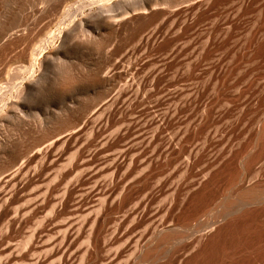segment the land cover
I'll return each instance as SVG.
<instances>
[{
    "label": "bare ground",
    "instance_id": "1",
    "mask_svg": "<svg viewBox=\"0 0 264 264\" xmlns=\"http://www.w3.org/2000/svg\"><path fill=\"white\" fill-rule=\"evenodd\" d=\"M76 1L70 0L69 2L68 0L66 3V0H58L52 6L56 11H59L58 16H49L48 13V16L46 14L44 16L46 7H48L46 5L44 9H41L43 7L40 8L36 16H11L16 24L13 22L14 26H10L9 29V24L2 28L6 24L4 25L2 21L0 23L2 26H0L2 28H0V66H3V68L2 66L0 68V211L3 210L4 213L8 212V214L12 212L9 208L11 206L13 208L15 203L12 205V199L18 194L25 196L26 199L28 198L27 204L25 206L21 205L23 208L20 207V210L15 208L13 212L15 214L9 217L12 219L8 220V223L11 221L13 223L18 219L19 213H22L21 218H19L21 221L24 216L33 215V213L40 212V210L44 211L45 204H48L47 201H49L52 193L54 194V191L57 190L54 189L53 184V187H51L50 182L53 180V183L56 184L55 180L59 182L58 177L63 182L66 178L65 184L59 178L60 183L65 186H63L65 188L63 193L59 191L63 187L59 186L60 183L58 185L60 189L57 192H60L62 196L65 193L66 195L67 193L70 194L72 188L76 187L82 179V176L78 174L77 178L74 177L76 178L75 182L73 181L72 176H76L75 173L78 170L82 172H88L89 170L90 172L87 175H89L90 178L88 179L90 180H94L102 174L106 177L102 182L96 179L91 180L92 182L89 180V183L92 184L90 187L89 184L84 187L80 185L81 189L82 187H88V190L84 193H81V189V192L77 191L81 193L79 194L81 197L76 198L79 199V201L76 200L77 204L73 203L75 204V207L72 205L74 211L72 212L73 209H71L72 213L69 211L70 215L69 213H67L68 216L65 214L66 218L63 217L64 215L62 216L64 222L62 220L59 224L55 220L56 224H54L52 222L53 218L46 219V221L41 219L45 221L41 222L46 224L42 223V225L40 223L42 226L38 224V227L33 228L32 233L29 236L27 235V238L24 237L26 238L24 241H27L25 246L28 245V253L30 251L34 253L35 251V254L33 256L30 252L27 255L26 248H23L26 254H23L22 257L31 255L30 257L33 256L32 259H34L35 255L38 254L37 250H44V257H42L43 252L42 254L39 252L41 258H38L37 255V260H34V262L31 261L32 259L29 260L30 257H26L28 259L27 263L31 261V264H33L32 262L34 264H47V260L54 257L57 261L53 258L51 264H54V261L57 264H75L76 258H78L76 257L78 255L76 244L79 239L78 236L81 234L79 231L91 223V225H88L87 246L84 248L85 251H82V253H85L81 254V259L84 254H86V257L89 254L88 256L92 257V260L93 258L94 260L99 258L100 261L105 257L104 259L107 258L108 260H106L107 264H118L123 261L120 258L122 256L124 258V255L133 249L132 255L134 252H138L134 257L135 259L133 262H127L126 260L123 264H157V258L161 260L158 264H191L203 254L204 250H207L206 248L210 242L225 241L227 237L233 236L238 228L241 230L248 226V228H252L251 231L253 232L260 231L259 236L261 237L255 243L247 244L248 251L245 248L247 253L251 249L259 251L256 252L255 261L247 263L264 264V84L258 87V84L254 85L255 80L251 79L248 87L242 92L236 91L235 94H224L227 81L233 72V68H231V65L229 66L230 62H225L223 53L218 56L216 54L212 55V52L206 49L207 44L202 48L201 53L195 55L186 42L179 43L182 38L180 34L172 39L166 54L168 56L166 69L168 68L167 72L169 73V80H167L169 84L167 85L169 86L163 91L164 93H161L160 84L155 80L156 75L153 76L149 73L150 70L148 72L147 69V72H143L148 59L144 57V53L152 46L151 43L156 38L155 31H146L147 28L143 25L136 29V34L139 36L138 46L126 50V53L124 56L122 55V59L112 71H108L102 77L98 71L90 75L93 86L102 89L103 94L110 93L114 88L117 90L116 94H113L114 96L95 111L93 117H91L92 119L85 121L78 128L73 127L71 119L65 117L66 119L62 125L64 127H70L71 125L72 127L65 129L64 132L62 131L63 133H57L56 128L52 127L50 132L53 130L52 133H56L50 135L46 132L47 135L51 136L47 137L46 135L48 143L46 144L47 141L45 144L43 143L36 151L34 150L33 156L31 154L24 163L9 172L12 163H15V159H18L17 156L19 158L21 155L23 156L28 146L23 145L25 141L22 143V138L20 140L19 137H13L12 133V135H9L6 132L9 131L10 124L15 125L12 124V121L19 122V125L22 124L25 128L30 125L25 118V115L30 113V109H32L29 106L30 104H27V99L29 100V94L33 95L45 86L47 82L46 71L48 70L45 71L46 67L55 58L62 60L61 56L73 50L74 40L77 39V34H81L80 32L85 33L90 29H94L99 35L97 38L101 39L106 26L110 25L111 35H109L111 40L115 39L114 41H116L122 35V30L124 31V27L128 22L138 21L142 17L138 16L140 13L151 15L154 8L152 3L157 0ZM87 1H90V4L92 2L100 3L96 9H92L89 15H82L81 19L74 16L70 22L66 23L67 19L73 16L72 12L85 5ZM79 5L81 6L79 7ZM241 5L248 6V57L251 64V68L249 66L248 68L251 74L254 75L255 71L264 72V0H241ZM20 7L19 9H21ZM114 8L120 10V13L125 16L121 15L118 19H115L114 16L104 15L108 11L112 12ZM147 17L149 18V24V21L155 16ZM5 22H7L6 19ZM8 22L12 25L11 21ZM36 23L40 26H35ZM96 43V47L100 48L102 46L100 40H97ZM19 46L21 52L13 54L14 56L11 58L7 57L10 52L16 51L15 49ZM58 60L56 59V61ZM204 61L209 62L204 71L209 80L215 79L214 87L216 93L218 92L217 97L206 94L208 81H204L201 85H193L190 88L185 83L183 84L188 73H195L197 67ZM16 62L19 63L18 66L15 65ZM124 62H127L126 65H124ZM13 65L16 67H12ZM67 65L69 66L68 63ZM150 67L152 66L150 65ZM160 67L159 69H161ZM141 72L144 74L140 75ZM158 72L160 71L158 70ZM158 72L156 71L153 74H158ZM76 74L71 69L67 70L66 68L63 77H60L59 90L64 91L78 83L76 82L78 81ZM79 82L82 83V81ZM148 83L151 86L149 90L154 93L149 118L144 121H135L137 126L134 127L131 137L132 129L130 130L127 127L128 125L121 130L122 140L116 152L110 153L111 151L108 152L109 148L106 150L101 149L102 147L98 148V146L97 148L95 146L96 149L93 150L92 148L90 150L89 144L82 143L83 139L81 138L89 129L97 135L103 134L106 131L107 120L115 114L119 106H122L130 95L140 98L138 96L140 90ZM87 107L84 108L87 109ZM84 108L79 117L77 115L76 122H80L86 111ZM68 110V112H71L69 114L73 115V109L69 108ZM103 140L101 142L106 146L109 140L106 138ZM65 146L75 149L74 158L72 157L70 160L73 162H71L72 166L68 165L73 167L71 169H68V166L65 169V165H67L63 161V152H66L64 150ZM100 154L102 158L98 159L97 157ZM35 159L37 160L35 164L38 163L37 167L32 164ZM70 161L68 162L70 163ZM62 167L69 172L64 174ZM51 170L55 171L54 176H57L56 179L50 174ZM175 173L179 174H176V176ZM47 174L54 179L51 180L50 177L48 180ZM68 176L72 178L69 177L71 178L69 179ZM45 180L50 186L47 191V187H44L47 183ZM41 185L46 188V192H41ZM55 186L57 187V185ZM57 192L55 195H60ZM168 196L169 201L167 203L157 204L153 207L157 199L168 198ZM54 201L57 203L52 204L53 210L60 213V208H63L60 206L66 200L60 196L59 199H54ZM116 213H122V219L112 229L109 226L113 222V216ZM2 214L1 218L5 215L2 216ZM74 214L85 219L80 218L82 221L79 220L76 223L72 217ZM179 215L186 216V218H181L184 221L176 217ZM201 216H206L208 219L201 220ZM192 220L194 223L191 224ZM8 223L7 228L11 224ZM22 223L24 222L20 224ZM178 225L186 230H179ZM109 228L112 230H109ZM188 229L192 233H188ZM0 230H2V227ZM82 230L81 232H83ZM4 232H0V248L9 241L6 242L9 237ZM53 233H56V235H52ZM237 233H239V230ZM113 239L122 242L113 251L114 253L109 250V243H114ZM232 239L229 240V247H233L234 251L231 250L233 254L229 253L227 256L224 254L226 257L222 256L221 264H230L229 260L231 261L232 256L243 251V245L241 248L236 246L238 238L236 242H233L236 243L235 245L232 244ZM10 244L12 242L7 243V246H10ZM13 245L15 244H12L11 247ZM5 247L2 249L5 250ZM11 247H7L8 250ZM16 247L11 248L18 250L14 254H12L14 251H11V249L9 250L10 253L5 251L9 255L2 250L0 252L2 251L5 254V256L3 255L5 259L6 256L10 258V255L14 256L17 252L18 255L20 254L18 246ZM106 250H109V253L112 254L110 253L111 255L108 254L106 257ZM162 250L163 253L160 252ZM158 254H160L159 257ZM18 255L12 257V259H15L16 262L14 261V263L16 264L20 262L18 261L20 258L16 259ZM83 259L82 262L88 260L84 257ZM119 259L120 261H118ZM0 261L1 264L3 259H0ZM10 261L13 262V260ZM10 261L6 263L9 264ZM90 261L91 258L84 264H90ZM102 261L104 262V260Z\"/></svg>",
    "mask_w": 264,
    "mask_h": 264
},
{
    "label": "rangeland",
    "instance_id": "2",
    "mask_svg": "<svg viewBox=\"0 0 264 264\" xmlns=\"http://www.w3.org/2000/svg\"><path fill=\"white\" fill-rule=\"evenodd\" d=\"M6 1H8V2H6ZM57 1L58 0H54V2H53V0H50V1L49 0H39V1L38 0H3V1L0 0V23L3 22L4 25L6 24L3 27L1 26V24H0V26L2 28H5L9 24L8 25V29H9V28H11L10 26H14L13 22L14 23L16 22L13 18H12L13 20L11 19V16H13V15L14 16H19V15L20 16H36V13H38L40 11V8L43 7L41 9H44V7H46V5L48 7H46V11L44 13V16H45V14H46V16H48V14H49V16H56L57 14L59 15V11H56L55 8L52 7ZM67 1L68 0H66V3H67ZM77 1H80V0H77ZM96 1H99V0H96ZM199 1L202 4H200ZM48 2H50L52 5ZM69 2H70V0H69ZM88 2L90 4V1H87L85 5H83V6L79 5V7L81 6L80 8L77 9L79 11H77L75 9L76 12H75V10L72 12L73 16H71V18H68L66 23L70 22L71 19L74 18V16H75V18L79 19L80 17H82V15H84V16H87L86 14L89 15L91 13L92 9L93 10L96 9L98 7V4L100 3V2L99 3H96V2L93 3L91 1L92 3L89 5ZM191 2H194V3H191ZM203 2H205V3H203ZM28 5H29V7H28ZM152 5L154 6V8L152 10L153 13L151 15L140 13L138 16H142V17L138 21L128 22L127 25L124 27V31L122 30V35L119 36L116 39V41H114L115 39L111 40L110 25L106 26V29L103 31L104 35L102 36V38L100 37L101 39L97 38V36H99V35L97 34V32L94 29H90V30H88L89 32L87 31L85 33L80 32L82 35L77 34L78 36L76 37L77 39L74 40L75 44L72 48L73 50H71L70 53H67L66 55H64L65 57L61 56V59L63 61L58 60L59 58H55L48 65V67L52 65L51 67H49V68L46 67V69L44 68L45 71L48 69L46 71L47 74L45 73L47 75L46 76L47 82L45 83V86L42 88V90H39L38 92L36 91L35 93H33V95L29 94L30 95L29 100L31 98L30 101L27 99V101H28L27 104L29 103L30 105L29 104L28 105L32 109H30V111H31L30 113L25 115V118H26L27 122L30 123L31 126L28 125L25 128L22 126V124L20 126L19 122L12 121L13 122L12 124H15V125L10 124L8 127L9 131L7 130V132H6V134L8 133L9 135L13 134V137H16V138L19 137L20 140L22 138V143L25 141L23 143V145L26 147L28 146L26 148L28 151L26 150V153H24L23 156L21 155L20 158H19V156H17L18 159H15V161H14L15 163H12V165L9 169V172L12 170H15V168L17 166L24 163L26 161L27 157H29L31 154H32L31 156H33L34 152L38 149V147H41L43 145V143L45 144V142L47 141L46 142V144H47L48 143L47 137L49 136L47 134L52 135V134H55L56 132L57 133H63L65 131V129L67 130L68 128H70L72 126L73 127L75 126L77 128H78V126L80 127L82 125V123L90 120V118L93 117V114L95 113V111L98 110L99 107L104 102H106L109 98H111L112 96H114L116 94V92H117L116 88L111 90L110 93L109 92L106 93L107 95L105 93L103 94L102 89H101L102 90L101 91L100 88L99 89L97 88V86H93L92 77H90V75H91V73L98 71L100 76L102 77V76H105V74H107L108 71L109 72L112 71L113 68H115L117 66V64L119 63V61L122 59V55L124 56V54L126 53V50H131L132 48L138 46V44H139L138 37L139 36H137V34H136L137 33L136 29L142 27L143 25L146 26L147 29L144 28L146 31L154 30L156 33V38H155L154 42L151 43L152 46H150L146 50V52L144 53V57L146 59L147 58L148 59L147 60L145 59L147 66L143 72L145 73V71L147 69L148 72L150 70L149 73H151L153 76L156 75L155 80H157L156 82L158 84H160V89L162 91V92L160 91L161 93H164L163 91H165L166 88H168V86H169V85H167V84H169V82L167 81V80H169V73L167 72L168 68L166 69V67H167L166 64H167V59H168V56L166 54L168 52L169 45H170L172 39H174L179 34L182 35V38L179 41V43L183 44L186 42L187 46L193 50L195 55L201 53L200 51L205 46V44H207L206 49L210 50L212 52V55L216 54V56H218L221 53H223V55H224L223 58H224L225 62L226 63L230 62L229 66L231 65V68H233V72L227 81V84H226L225 90H224V94H235L236 91L242 92L243 90H245L248 87V83L251 79L255 80L254 85L258 84V87H261L264 84V72L255 71V74L252 75L250 72V69L248 68V66L251 68L250 59L248 57V55H249L248 54V6H246V7L242 6L241 0H220V1L219 0H211L209 2H208V0H205V1H203V0H157L156 2L152 3ZM19 6H21L20 7L21 9H19ZM51 9H53V10H51ZM1 10H3V11H1ZM18 11H20V12H18ZM117 11L118 10H116L114 8L112 10V12L108 11L104 15L105 16H111V17L114 16L115 19H118L122 14L120 13V10L118 12ZM55 12H58V13H55ZM34 13H35V15H34ZM122 16H125V15H122ZM147 16H155L153 19H151L152 21L151 20L149 21V24H148L149 18ZM5 19L7 20V22H5ZM8 21H11L12 25ZM36 25H39V24L36 23L35 26ZM145 30H143V31H145ZM4 31H6V30L4 29ZM208 36H209V38H208ZM97 40H100L102 43L101 44L102 46L100 48H98V46L96 47ZM15 50L16 51H14V52L13 51L10 52L9 56L7 55V57L11 58L12 56H14L16 53H18L21 50V47L19 46ZM56 59L58 61H56ZM163 61L164 62L166 61V62L164 63ZM67 63L69 64V66L67 65ZM126 63L127 62H124V65H126ZM148 63H149V65H148ZM208 63H209L208 61H204V62L200 63V65L196 69L197 74H196V72L195 73H188L187 77H185V79H184L185 82H183V81H181V82H183V84L185 83V85L190 88V87H193V85H201L204 81H208V87H207L206 94L217 97L218 92L216 93V89L214 87L215 79L212 78L209 80L206 72L204 71V68ZM15 65L18 66L19 63L17 64V62H16ZM15 65H13L12 67H14ZM150 65L152 67H150ZM1 66H0V68H1ZM62 66H64V67H62ZM159 67L161 69H159ZM2 68H3V66H2ZM66 68H67V70L71 69L72 72H74V74L77 73L76 76L78 78L77 79L78 81H76V82H78V83H75L73 86L69 87L68 89H66L64 91H60L58 84L60 83V79H61L60 77H63V72H66ZM164 69L166 70V72ZM158 70L160 72H158ZM161 70H163V71H161ZM156 71L158 72V74H156V73L153 74ZM143 72H141L140 75L144 74ZM79 78H80V80H79ZM79 81H82V83ZM89 81H90V83H88ZM47 85H49V86H47ZM178 86H181V85H178ZM149 87H151V86L148 83V85L146 84L145 87H142V89L139 92L138 96H140V98L142 99L141 100L142 102L140 101V98H138V97L135 98V96L130 95L129 98L126 100V102L124 104H122L123 108H122V106H119V108L116 110L115 114H113V116H111L107 120L106 131L103 132L104 135L102 133H100V134H98L99 135L98 136L96 133H93L91 131V129H89L81 138V139H83L82 143H87V145L89 144L88 147L90 150H92V148L94 150L95 146H96V148L98 146V148L102 147L101 149H106V150H108V148H109L108 152L111 151L110 153H112V152L114 153V151L116 152V150L119 148V145L121 144V140H122L121 130H123L128 125L127 127H129L130 130L132 129L131 135H130V137H131L133 134L134 127L137 126L136 122L137 121H144L145 119L149 118V112H151L150 110H151V106H152L151 104H152V101L154 99L153 98L154 93H153V91L151 92L149 90L150 89ZM143 88H146V89H143ZM98 92H99V94L101 92V94L99 95ZM110 94H112V95L110 96ZM27 97H28V95H27ZM100 97L103 101L100 99ZM84 107H87V109ZM69 108L73 109L72 110L73 115L69 114V113H71V112H68ZM83 108L86 109V111L84 112L80 122L79 121L76 122L77 115L79 117V115L83 111L82 110ZM120 108H122V109L119 111ZM66 113H67V115H66ZM69 115H70V117H69ZM72 116H74V117H72ZM65 117L71 119V121H72L71 125L72 126L70 125V127L69 126L64 127V125H62L63 121L66 119ZM74 119H75V121H74ZM52 127L56 128L55 133H52L53 130H51L52 132H50V129ZM10 129L11 130L13 129V130L11 131ZM46 132H47V134H46ZM46 135H47V137H46ZM49 137H51V136H49ZM104 138L109 140L108 143H106V146L103 144ZM101 140H103V142H101ZM64 150L67 152V155H66V152H63L64 153V160L63 161L67 163V165H65V169H67L68 165L72 166L73 162L70 160L74 156V150L75 149L72 147L70 148L68 146H65ZM97 158L101 159L102 155L101 154L98 155ZM36 159L38 160V158H36ZM35 160H34V163H32V164H33V166L37 167L38 163L35 164L37 162V160L36 161ZM68 161H70V163ZM64 162H62V163L65 164ZM70 166H68L69 167L68 169L73 168ZM63 167H62V171L64 174L69 172L68 170L67 171L64 170ZM81 172L82 171L78 170L77 173H75V175L77 174L76 176L71 175L74 179L73 180L74 182H75V179L77 178L78 174L80 176H82V179L80 180L81 182L79 181L77 183V186L72 188V190L69 192L70 194L67 193V195H66V193H65L62 196V194L60 192L61 191L63 192L65 189L64 188L65 187L64 182H66L65 181L66 178L63 182V180L60 177H58L59 182H57V180H55L56 184H55V182L53 183V180H52V179H54L53 177H55V179H56L57 176H54L56 173H55V171L51 170V173L50 172L49 173L52 174L53 177L48 176V174H47L48 180L51 177V180H52V182H50L51 187H53L52 186V184H53L54 189L55 190L57 189V190L54 191V194L52 193L49 201H47L48 204H45V206H44L45 210L44 209H43L44 211L40 210L41 213L38 211V212L33 213V215L29 214L28 216H24L25 218L23 217L21 219V221L19 220V218H21L22 213L21 214L19 213L18 219L13 221V223H12V221L9 222V223H11L10 224L11 228H10V226H9V228H7L8 227V225H7L8 220L10 221V219H12L9 217L14 216L15 213H13V212L15 211V208H19V210H20V207L23 208L22 206H25L27 204L26 202H28V198L26 199L25 196H20L19 194H18V196L17 195L15 197L13 196L14 198L12 199L13 200L12 205H13V203H15V204L13 205V208H12V206L9 208V210L11 209L10 211H12V212L9 211L10 213L8 214V212L4 213L3 210H2L3 212L0 211L1 214L2 213L5 214L4 217H2V218H1V214H0V229L2 227V230H3V231L0 230V232H4V230H6L5 232L7 234H5V232H4V234L7 235V237H9V238L11 237L10 239L8 238L6 240V242L9 240L7 243L12 242V244H15L16 246H18L20 254L18 255L17 254L18 252L15 254L16 256L18 255V258H16V259L20 258V260H18L20 262L19 263L17 262L18 264H24V263L29 264L31 261L37 260V258H36L37 255H38V258H41V257H39V254L40 253L42 254V252L44 251V250H37L38 254L35 255L36 257H34V259H32V258L35 254V251H34V253L32 251H30V252H32L31 255L33 254L32 258L30 257L31 255H29V256L24 255L23 257H25V258L22 257L23 254H26V253H27V255L30 254V252L28 253L29 250L27 249L28 245L26 244L27 246H25V242H27V241H24V240H26L27 235L29 236V234L32 233L31 231H33V228L36 229L38 227V224L40 226H42L43 224H46L43 222H45L46 219H51V218H53L52 222L54 224H56V222L60 224L63 220V217L66 218V216H68L67 213H69V215H70L71 209H73L72 205H74V207H75V204H77V201H79V199L78 200L76 199V198H79V196L81 197V195H79V194L84 193V191L88 190V187H85V188H83V187L85 185L87 186V184H89V187L92 185L89 182L93 179H91V180L88 179L90 177H88L89 175H87V174H89L90 171L89 170H88V172L84 171V172H82V174H80ZM176 174L178 175L179 173H175V175ZM175 175H173V176H175ZM71 176H68V178ZM100 176L96 177L95 179L97 181L101 180V182H102L106 177L103 174ZM74 177H76V178H74ZM59 178L64 183L63 185H62V183H60L61 181L59 180ZM71 178H69V179H71ZM84 182H86V183H84ZM59 183H60V185H59ZM48 184H49L48 182L45 183V186H44V184H42L44 187H47V189L42 187V185H41V187H42V188H40V190L42 189L41 192L44 193L48 190V187H50ZM55 185H57V187ZM58 185L61 188L63 186L64 187L62 189H60V188H58L59 187ZM80 185L83 186L82 189H81ZM45 189H46V191H45ZM80 189L82 190V192ZM58 190L60 191L59 192L60 195H55ZM77 191H79L81 193H79ZM21 195H23V194H21ZM52 196H53V198H52ZM60 196L64 197L66 201L60 206V207H63L62 209L59 207L60 213H58V211L54 212L52 204L55 205V203H57V202L54 201V199H59ZM57 197H59V198H57ZM73 198H75V199H73ZM164 198H161L162 202H161V199H159L160 203H159V200L157 199L155 201V203L153 204V207H155V205H157V204H161V203L165 204L169 201V196H168V198L167 197L165 199ZM74 201H76V202H74ZM73 203H75V204H73ZM15 205L17 207H14ZM46 206H47V210H46ZM73 211H74V209L72 210V212ZM12 213H13V215H12ZM3 214H2V216H3ZM65 214H67V215L65 216ZM114 215L115 216H113V222H111L110 226H109V227H112V229L115 228L117 226V223L118 224L120 223L119 220L122 219L121 218L122 213L121 214L116 213ZM54 216L55 217L58 216V217L56 219H54L55 218ZM179 216H180V218H179ZM179 216H176V217L181 221H184L181 218H186V216L183 217V215H179ZM26 217H27V219H26ZM72 217L75 219L76 223H77V221L80 220V218H82V216H78L76 214L72 215ZM176 217H175V219H176ZM41 219H44L45 221H43ZM82 219H85V218H82ZM82 219L80 221H82ZM206 219H208V217H206V216L202 217L201 216V220H206ZM55 220H56V222H54ZM41 221H43V222H41ZM21 222H24V223L26 222V223L20 224ZM63 222H64V220H63ZM40 223L41 224L43 223V224L41 225ZM192 223H194L193 220H192L191 224ZM123 224H122V226H123ZM88 225H91V223H89L85 227H83L84 230H82L83 228L81 229L83 232H81V230L79 231V233H81V234H79V236H78L79 239L77 240V244H76V246H78L77 247L78 248V255L76 257H78V258H76L75 264H84L85 262H88V260L90 258H91L90 264H102V263L107 264L108 260H107V258L104 259L105 257L99 261V258H97V260L96 259L94 260V258H93V260H92V257L88 256L89 254H87L88 258L86 257V254H84L83 257L88 259V260H85L83 262H82V260H84L83 257H82V259L80 258V256H82L81 254L85 253V252L82 253V251H85L84 248H86V246H87L86 245V243H87L86 237H88V234H89V226ZM245 227H244L245 229L242 228L240 230V228H238L237 231L235 230L234 235L231 237L230 236L227 237V239L225 241L217 242L218 244L216 242H210L208 245L209 247L207 246V248H206L208 251L204 250L205 252L203 251V254H201V256L198 259L191 262V264H221V260H223L222 256L226 257L229 253L233 254L232 253L234 251L233 247H231V248L229 247L230 246L229 240L232 238H233L232 239L233 245L236 244L233 242H236V240L238 238V240H237L238 245L236 244V246H238V247L240 246L239 248H241L243 245V251L241 253H238V254H235L234 256H232V259H231V261L229 260V263L230 264H248L250 262L252 263L253 261H255L257 251L255 249H253V250L249 249L250 251L247 253V251H248V245L247 244L255 243V241H257L261 237V236H259L260 231H257L258 232L257 233L254 230L255 232H253V231H251L252 228H250V227L248 228V226H245ZM177 228H179V230H181V229L186 230L185 228H183L182 226H179V225ZM112 229L109 228V230H112ZM247 229H249V230H247ZM238 230H239V233H237ZM187 231H188V233H192V231L189 229ZM242 231H243V233H241ZM247 231H248V233H247ZM54 234L56 235V233H53L52 235H54ZM249 235H250V237H249ZM24 237H26V238H24ZM234 237H235V241H234ZM11 239H12V241H10ZM249 239H250V241H249ZM113 240H114V243L110 242L109 243L110 247L108 246L110 248L109 250L112 251V253H114L113 251H115L117 249L116 247L120 246L119 244L122 243L118 239H113ZM226 241H228V242H226ZM222 242H224V243H222ZM7 243L5 244V246H7ZM12 244H10V246L8 245L7 247H11ZM210 244H212V245H210ZM220 244H221V246H220ZM15 245L12 246L13 249H14V247H16ZM5 246L3 245L2 248L4 249ZM224 246H226V247H224ZM7 247H5V250H3L2 248H0V250L4 251V253L9 255L7 252L12 247L9 250ZM210 247L212 250L210 249ZM222 247H223V249H222ZM23 248H26V250L24 249L25 251H27L26 253L23 250ZM245 248L247 251L245 250ZM13 249H11V251ZM20 250L23 252H21ZM109 250H106L107 252L104 251L107 253V254L105 253L106 257L108 254L109 255L112 254L111 252H110L111 254L109 253ZM163 250L165 251V248ZM163 250L160 252L163 253ZM231 250H232V252H231ZM5 251H7V252H5ZM13 251L14 252H12V254H14L18 250L16 249ZM132 251H133V249H131L128 253H126L124 255V258H122L123 257L122 256L120 259L123 261L121 262L119 259L118 261H120V263H118V264H123L126 262V260H127V262H133V260L135 259L134 257L136 256V254L138 252L136 251L132 255L131 254ZM220 251H222V252H220ZM1 252H0V259L1 260L3 259L2 263L7 264L6 262H8L10 260H13V262L12 261H10V262L14 263L15 259L14 258L12 259V257H14L15 255L14 256L10 255L11 259L9 258V256L8 257L6 256V259H5L4 258L5 254L3 252H2L3 253L2 254ZM9 253H10V251H9ZM252 253H254V254H252ZM1 254H2V256H1ZM41 254H40V256H41ZM160 254H158V257L160 256ZM42 255H43L42 257L45 256L44 252ZM21 257L23 259H26V260H23ZM26 257L27 258L30 257L29 260H31V259L32 260L29 261V263H27L28 259ZM53 258L54 257L48 259L47 264H51L53 262L52 261ZM4 259H5V261L6 260H8V261L5 262ZM54 260H56V258H54ZM102 260H104V262ZM56 261H54L55 262L54 264H57ZM156 261H157L156 263L158 264L161 260H159V258H157ZM10 262H9V264H12ZM34 262H32V263L34 264ZM14 264H16V263H14Z\"/></svg>",
    "mask_w": 264,
    "mask_h": 264
}]
</instances>
